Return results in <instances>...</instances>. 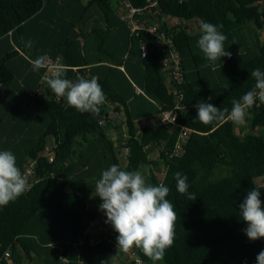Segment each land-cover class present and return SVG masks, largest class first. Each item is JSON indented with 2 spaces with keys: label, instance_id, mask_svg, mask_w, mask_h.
Returning a JSON list of instances; mask_svg holds the SVG:
<instances>
[{
  "label": "trees",
  "instance_id": "16d2710c",
  "mask_svg": "<svg viewBox=\"0 0 264 264\" xmlns=\"http://www.w3.org/2000/svg\"><path fill=\"white\" fill-rule=\"evenodd\" d=\"M44 1L0 0V37L19 31L27 19L41 10ZM150 1L153 5L146 8L142 18L146 19V26L156 25L164 31L178 52L184 81L179 86L181 104L183 108L189 105L193 108L177 112L175 124L189 129L190 133L181 141L180 150L173 152L178 127L155 122L136 128L124 102L117 98L108 83L100 80L98 82L106 95V103L99 113H80L68 107L64 99L54 100V93L45 82L40 81L44 72V69H40L30 97L46 121L41 136L23 152V157H16L17 166L20 168L26 158L35 157L48 138H52L55 144L54 157L50 163L39 158L35 165L36 183L15 202L0 208V257L8 251L12 264H20L21 258L30 259V252L19 244L18 237L37 215L45 216L79 243L86 240L82 234L89 222L96 217L106 221L105 214L92 205V197L95 196V184L102 171L113 164L127 171L147 168L145 179L148 183L153 186L163 183L170 189L166 199L173 204L178 219L174 245L166 250L162 264H257L256 257L264 250V238L256 241L248 239L244 232L247 224L240 217L239 205L248 191L256 187L254 179L264 175V104L257 100L244 124L247 131L243 132L238 126V135L233 132L234 124L228 120L204 125L197 118L195 106L203 101L231 111L232 101L253 89L255 80L251 72L257 68L264 71V41L255 44L249 54L242 52L235 43H225L231 57H222L220 65H215L224 75L223 88L213 90L199 79L192 85L184 78L183 57L188 53L194 61L190 52L194 38L184 32L181 21L198 20L218 27L222 25L219 29L222 33L250 22L260 30L264 28V0ZM115 3V0L88 1L105 20L114 15L116 23L124 28L126 43L123 55L134 58L141 67L142 96L155 102L154 115L160 110L171 109L174 102L167 93L165 77L159 65L163 50L149 33L141 29L136 36H129L125 25L115 15ZM131 4L140 9L147 3L144 0H131ZM170 19L180 23L171 24ZM94 34L99 46L102 37ZM140 47L144 48L143 58L139 55ZM57 49L60 63L67 69L66 78L75 82L78 78L72 68L83 66L84 58L72 42H65ZM10 56L12 53L0 57V84H6L13 78L6 67ZM199 58L202 59L201 65L211 66L204 55ZM78 73L81 71L77 70ZM38 88H41V92H38ZM208 97L212 99L209 101ZM109 111L111 116L122 114L124 120L121 126L124 129L115 120L107 119ZM2 124L0 116V128ZM108 127L115 131L114 137L108 134ZM95 144H99L100 148L93 151ZM122 147L127 149L124 160L119 157ZM152 152L154 157L150 159ZM156 168L162 172L160 179L154 174ZM177 172L188 177V191L195 194L194 201L177 191L174 178ZM95 198L102 203L98 196ZM260 199L264 203V193L261 191ZM105 232V237L100 236L95 245L80 243L73 255L63 249L62 257L68 263L102 264V261H106L107 264H133L126 262L124 257L120 258L119 254L113 259L109 258L117 243L118 233L107 223ZM16 245L21 249V257ZM131 251L143 264H152L139 249ZM0 264L6 262L0 260Z\"/></svg>",
  "mask_w": 264,
  "mask_h": 264
},
{
  "label": "crops",
  "instance_id": "0c3cea01",
  "mask_svg": "<svg viewBox=\"0 0 264 264\" xmlns=\"http://www.w3.org/2000/svg\"><path fill=\"white\" fill-rule=\"evenodd\" d=\"M88 1L45 0L41 10L27 19L20 26L19 31L0 37V57L12 53V57L7 58L6 67L13 75L12 80L0 88V116L2 121L3 118L7 121L11 120L9 127L4 123L1 126L0 142L11 138L13 142L10 143L16 145L15 139L26 134V130L31 131L29 123H22V125L16 123L19 117L28 112H31L34 120L37 118L40 120L37 139L41 136L46 119L30 97L37 84L40 69L34 71L30 61L46 53L50 58L57 57L61 62L57 54V46L64 45L65 42H72L75 45L85 60L84 66L88 67L92 77L108 83L113 88L117 98L124 102L126 112L136 128L153 123L155 102L136 92L142 91L141 67L134 58L130 56L125 58L123 55L126 43L124 28L116 23L114 15H110L105 20L100 11L94 5H89ZM199 25L198 20H191L189 37L194 38L192 42L196 45V49L201 51L197 46L201 35ZM94 33L102 37L99 46ZM230 33L236 41L252 39L254 44L264 41V28L257 30L251 22L245 26L230 29ZM28 41L33 42L31 49L25 47ZM241 51H248V49L243 47ZM186 56L188 53L184 55V60ZM200 69L209 73L217 71L218 68L202 64ZM184 78L188 83L195 84V79L189 81L185 74ZM4 106L16 107L17 114H12L10 110L4 115L1 110ZM120 116L119 121L114 119L117 124L122 123L124 118L122 114H114V118ZM34 142L26 143L27 147L23 152L25 153ZM92 202L94 207L99 208L101 203L95 196L92 197ZM18 242L30 252V259L21 258L20 264H80L60 260L64 257L63 249L73 255L77 252L80 243L72 240L66 232L45 216L37 215L20 234ZM16 250L21 257V249L17 245ZM118 256L123 257L121 254ZM114 257H116L115 254H112L109 258Z\"/></svg>",
  "mask_w": 264,
  "mask_h": 264
},
{
  "label": "clouds",
  "instance_id": "9594fccd",
  "mask_svg": "<svg viewBox=\"0 0 264 264\" xmlns=\"http://www.w3.org/2000/svg\"><path fill=\"white\" fill-rule=\"evenodd\" d=\"M223 26L201 21V35L197 46L210 65L215 67L222 57H231L226 51L227 36L219 29ZM31 49L33 42L28 41ZM33 70L45 69L44 82L59 100L63 98L68 107L80 113L96 114L106 103V95L96 77L90 80L79 77L75 82L66 78L67 69L63 64L53 63L45 54L31 60ZM255 84L252 90L240 99L232 101L229 109L217 108L203 101L196 104L197 118L204 125L231 121L235 126H243L249 110L257 104H264V71L259 68L251 72ZM4 85L0 84V88ZM212 97H208L210 101ZM177 191L190 201L195 194L188 191V177L180 172L174 174ZM27 177L17 166V158L10 150H0V208L15 202L31 189ZM170 189L163 183L153 186L140 171H127L117 164L103 170L95 184V196L102 203L99 206L117 235V247L124 253L139 249L153 264L162 261L166 250L174 245L175 224L178 219L173 204L166 199ZM241 219L246 222L244 232L249 240L264 238V203L260 199L259 188L248 191L239 205ZM257 264H264V250L256 257ZM102 264H107L102 261Z\"/></svg>",
  "mask_w": 264,
  "mask_h": 264
},
{
  "label": "built area",
  "instance_id": "2783aa9c",
  "mask_svg": "<svg viewBox=\"0 0 264 264\" xmlns=\"http://www.w3.org/2000/svg\"><path fill=\"white\" fill-rule=\"evenodd\" d=\"M116 3L114 5V12L117 16L118 20L122 22L128 32V35H135L137 34L138 30H143L155 40L156 43L161 47L163 50L160 58H159V65L161 68V71L164 74L165 77V84L167 93L172 96L173 99V107L169 110H160V107H158V110H160L159 113L153 116V123L159 122L161 124H168L172 127H178V136L177 140L174 143V150L173 152H178L181 148V141L186 138V136L190 133V130L181 127L176 126V113L181 112L183 110H189L192 109L193 106L189 105L186 108H183L181 101H182V93L179 89V86L183 84V76L181 72L180 67V59L178 56V52L174 45L172 44V41L170 40V37L164 32L158 29L156 25H148L146 26V19H143L142 16L144 12H146V8L153 5V3L150 0H144L145 3H147L145 6L141 7L140 9L132 6L131 0H115ZM141 17V19H140ZM169 22L171 24H179L180 22L176 19H170ZM190 26H191V20L189 21H181V28L184 30V32L188 35H190ZM139 55L141 58L144 57V48L140 47L139 49ZM50 60L53 63H60L58 59L50 58ZM61 64V63H60ZM77 70L81 71V73L77 74ZM45 69L41 77V83H44V74ZM72 71L75 72V75L77 78L83 77L85 79H91L92 76L88 72L87 66H81V67H73ZM40 83V84H41ZM137 93H141V91H136ZM55 101H59L61 99H57L56 96L53 97ZM113 108V105L110 107ZM108 120H114V116L110 115V111L107 115ZM152 123V124H153ZM123 129V127H122ZM55 148V144L52 140V138H48V140L45 142L42 150L35 155L33 158H26L24 162L21 164V172L27 177L29 183L31 185L35 184L37 181V176L35 172V165L37 163V160L39 158H43L47 161V163H50L54 157L53 150ZM127 155V149L121 148L119 152V157L121 160L125 159V156ZM254 184L259 190L264 193V175L257 177L254 179ZM106 222L101 217H96L91 222H89L85 228L83 229V236L86 237V240L84 242L80 241V243H87L88 245H95L99 241V237H105L106 232ZM113 254H123L124 259L126 262H132L133 264H143L142 260L132 251L128 253H124L120 251L117 247V243L114 244L112 248ZM0 260H4L6 264H12L10 260V254L8 251L4 252L3 255L0 257ZM61 261H66L64 258H60Z\"/></svg>",
  "mask_w": 264,
  "mask_h": 264
},
{
  "label": "rangeland",
  "instance_id": "374dc122",
  "mask_svg": "<svg viewBox=\"0 0 264 264\" xmlns=\"http://www.w3.org/2000/svg\"><path fill=\"white\" fill-rule=\"evenodd\" d=\"M223 34H225L227 36V38H228L225 43L232 42V41H233L232 43H235V44L238 43L237 45L240 47V49L243 48V47L248 49V51H244V53H247V54H249L250 52L253 51V48H254L255 44L253 43L252 39H250V41L249 40H243L242 42L241 41H236L235 38L233 37V35L230 33V30L224 31ZM236 38L239 40L238 37H236ZM190 52H191V54H192V56L194 58V61H192L190 59V55L189 54H188V56L185 57L186 59L184 60V74L186 75V78H188L189 81H191V79H195V83L197 82V79H199V80H201L204 83L210 84V87H212L213 90H218V89H220V87L223 88V86H222L223 82H221V80L224 78V75L221 73V71H219L217 69V71L209 72V73L206 72L205 73V71L200 69V68H202V65H201V62H200L202 59H200L199 56L203 55V53L196 49V45L194 43L190 44ZM197 76H198V78H197ZM38 92H41V88H38ZM1 110L4 112V115H6V112L10 111V110H11L12 114H17V112H18L17 108L16 107H12V106L1 107ZM118 118H121V116L120 117H115L114 119L119 121ZM3 121H4L3 123L7 127H9V125L11 124V120L7 121V119L3 118ZM16 123L21 124V125H22V123H25V124L29 123L30 126H31V131L26 130L25 131L26 134H22L21 135L22 137H20L18 139H15L14 141H15L16 145L14 143L13 144L10 143V142H13L12 141L13 139L10 140L11 138H8L5 141L0 142V150H10V151H12L14 153V155L16 157L17 156L18 157L19 156L23 157V155H24L23 151L27 147V146H25L26 143H28L30 141H36V139H37V137L39 135L38 134V126L40 124V120L38 118L36 120H34L31 112H28V113H25L22 117H19L16 120ZM121 124L122 123H120L118 125L121 126ZM233 127H234L233 128V132L235 133V135H238V126L235 127V125H233ZM107 129H108V134L110 136L114 137L115 136V131H113L109 127ZM121 129H122V126H121ZM123 129H124V126H123ZM239 129H241L243 132L247 131V127H245L244 125L240 126ZM99 148H100V145L99 144H95L92 147V150L96 151ZM153 157H154V154L152 152V153H150L149 158L151 159ZM139 171L144 175V177L146 176L147 168H141ZM153 171H154V174L156 175V177L158 179H160L162 172H160L159 169L157 170V168L154 169ZM63 232H66V231H63ZM151 263L153 264L152 261H151ZM156 264H162V262L158 261V262H156Z\"/></svg>",
  "mask_w": 264,
  "mask_h": 264
}]
</instances>
